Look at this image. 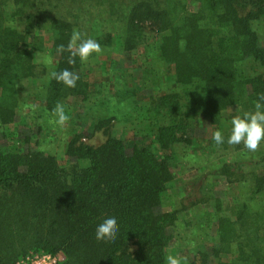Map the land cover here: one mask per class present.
Instances as JSON below:
<instances>
[{
	"label": "trees",
	"instance_id": "obj_1",
	"mask_svg": "<svg viewBox=\"0 0 264 264\" xmlns=\"http://www.w3.org/2000/svg\"><path fill=\"white\" fill-rule=\"evenodd\" d=\"M122 3L128 8L117 15L118 40L109 32L93 39L127 52H141L142 43L143 55L153 53L171 68L178 90L152 94L142 104L137 84L125 88L124 77L134 76L125 71L115 96L94 99L99 111L93 109L91 130L130 119L146 133L139 128L128 143L108 133L93 145L82 140L83 125L72 119L66 164L26 143L29 135L2 129V136H11L2 141L0 135V264H17L36 252L61 253L57 264H165L178 218L176 210L160 209L174 175L173 145L190 143L196 122L220 130L225 142L218 146L229 147L225 121L234 117L229 112L242 116L264 93V35L260 38L256 29L260 24L264 29V0ZM111 6L117 7L113 1ZM42 12L38 0H0V126L12 123L17 113L26 116L24 107L32 102L38 106L31 112L39 111L36 115L45 120L57 103L70 117L67 97L88 98L87 63L77 57L69 65L68 54L56 52L77 26L61 16L45 22ZM147 26L156 31L153 43L143 41ZM45 31L51 34L47 51L53 56L46 64L35 58L44 50ZM65 68L79 74L75 88L51 77ZM249 152L242 149L241 155L250 157L224 160L213 169L229 183L243 185L228 205L214 200L209 188L207 197L190 202L210 199L206 222L212 230L203 234L212 245L191 251L187 264H264V151L257 157ZM106 216L118 219L114 242L95 239L96 226Z\"/></svg>",
	"mask_w": 264,
	"mask_h": 264
},
{
	"label": "rangeland",
	"instance_id": "obj_2",
	"mask_svg": "<svg viewBox=\"0 0 264 264\" xmlns=\"http://www.w3.org/2000/svg\"><path fill=\"white\" fill-rule=\"evenodd\" d=\"M112 1L117 7L111 6ZM38 5L42 8V17L45 22L50 16H61L73 22L77 26V30L85 34L84 38L93 39V35L96 33L109 32L115 38V42L118 40L117 33L121 29L120 17H117V15L119 16V9L124 8L126 13L128 8L122 7L124 5L122 0H38ZM256 29L262 38L264 35L263 26L260 24ZM145 32L143 41L155 42V29L152 30L151 27L147 26ZM50 43L51 34L45 31L44 50L36 55V61L45 64L50 63L53 59V56L47 51ZM100 45L103 51L99 54L93 53L86 62L88 65L86 69V79L89 83L88 98L83 100L81 95L66 98L65 102L69 105L68 110H71L72 113L64 127L53 122L54 116L43 120L42 117L36 115L39 111L32 113L31 111L38 106V101L37 103L32 102L31 105L22 106L26 116L17 113L12 123L0 126L2 141L11 136L10 134L6 137L2 136V129H6L7 133L8 130L12 129L15 135H29L30 139L26 143L32 147H41L46 152L56 155L60 164H66L69 157L65 154L64 145L69 137L67 129L72 119L76 124L83 125H79L84 135L82 140L89 144H100L108 133L122 138L126 143L137 137L136 132L140 127L134 124V120L130 119L112 120L107 128L91 130L90 120L93 118V109L97 108L95 113L99 111L98 105L93 103L94 99L97 97L99 99L104 94L115 96L120 85L121 74L127 75L125 71H131L134 73L133 77H124L128 81L125 88L137 84L141 90H138L136 97L141 100L140 103L144 104L146 101L148 102L152 94L178 90V87L174 86L172 70L169 66H165L153 53H148V56L143 55L142 46L145 45L142 43L137 47L141 52L139 50L127 52L119 48L114 49L110 46ZM37 68L40 70L41 65ZM119 68L120 70H118ZM77 115H82V117ZM228 115L237 116L239 113L230 111ZM231 120L232 118L225 121V125L228 126L227 129H231ZM39 123L43 125L41 128L37 127ZM194 124L195 126L188 134L191 142H177L172 147L170 160L174 175L172 180L167 183L166 192L160 205V209L177 211L178 218L176 226L173 227L174 238L168 248V253L182 258L191 256L190 252L195 251L197 247L205 245L209 248L212 245L211 237L209 236L207 241L203 234L206 231L210 233L209 229L212 230V227H208L206 222L208 211L211 209L210 199L207 198L193 204L190 202L203 195L207 197V189L209 188L211 189L210 193L215 197L214 200L221 201L224 207L228 205L229 198L243 191V185L237 182L229 183L223 177L215 174L213 169L224 160L250 157L241 155L244 154L242 149L248 151L243 144L236 145L237 147L234 146L233 149V145H229V147L218 146L211 139L213 133L211 127L197 126L196 122ZM139 133L145 134L146 131H143V127H141ZM258 151V153L264 151V141L261 142ZM256 152L249 153L257 157ZM225 255H221L222 259H225Z\"/></svg>",
	"mask_w": 264,
	"mask_h": 264
},
{
	"label": "clouds",
	"instance_id": "obj_3",
	"mask_svg": "<svg viewBox=\"0 0 264 264\" xmlns=\"http://www.w3.org/2000/svg\"><path fill=\"white\" fill-rule=\"evenodd\" d=\"M79 30L73 29L70 39L65 44H60L56 48L57 54L67 53V63L76 64V58L87 62L93 53H101V45L92 38H84ZM51 77L58 83H62L69 88H75L80 79L78 73L65 68L60 71L51 72ZM55 117L53 121L57 125L64 127L70 117L66 114L65 108L61 103H57L52 110ZM212 139L217 145L225 142V136L220 130L212 134ZM264 141V93L258 95L254 103V109L243 113V115L234 116L231 120V129L227 137L229 145L243 146L250 152H256L260 149L261 142ZM119 232V224L116 216H106L95 229V239L98 242H114ZM165 264H187L186 257L174 256L168 254L165 257Z\"/></svg>",
	"mask_w": 264,
	"mask_h": 264
},
{
	"label": "built area",
	"instance_id": "obj_4",
	"mask_svg": "<svg viewBox=\"0 0 264 264\" xmlns=\"http://www.w3.org/2000/svg\"><path fill=\"white\" fill-rule=\"evenodd\" d=\"M61 257L59 252H36L23 257L17 264H57Z\"/></svg>",
	"mask_w": 264,
	"mask_h": 264
}]
</instances>
